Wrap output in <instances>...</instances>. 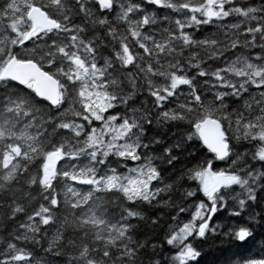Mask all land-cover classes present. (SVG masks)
<instances>
[{
  "label": "snow or ice",
  "instance_id": "1",
  "mask_svg": "<svg viewBox=\"0 0 264 264\" xmlns=\"http://www.w3.org/2000/svg\"><path fill=\"white\" fill-rule=\"evenodd\" d=\"M0 264H264V0H0Z\"/></svg>",
  "mask_w": 264,
  "mask_h": 264
},
{
  "label": "trees",
  "instance_id": "2",
  "mask_svg": "<svg viewBox=\"0 0 264 264\" xmlns=\"http://www.w3.org/2000/svg\"><path fill=\"white\" fill-rule=\"evenodd\" d=\"M247 254V253H246Z\"/></svg>",
  "mask_w": 264,
  "mask_h": 264
}]
</instances>
